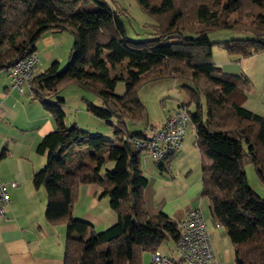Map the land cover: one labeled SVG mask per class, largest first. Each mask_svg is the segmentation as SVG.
I'll return each mask as SVG.
<instances>
[{"label":"trees","instance_id":"trees-1","mask_svg":"<svg viewBox=\"0 0 264 264\" xmlns=\"http://www.w3.org/2000/svg\"><path fill=\"white\" fill-rule=\"evenodd\" d=\"M137 1L156 18L152 37H128L120 11L107 0H0V71L35 52L47 31H66L74 38L67 66L62 69L54 61L35 76L31 88L58 123L37 147L46 163L35 172L33 183L46 189L48 222L67 225L65 264H144V252L160 249L167 240L177 241L180 221L163 212L152 215L146 208L148 178L141 156L145 151L136 144L147 138L146 128L127 127L128 120L139 123L147 117L137 92L140 83L165 77L183 79L189 96L183 106L188 111L191 102L197 106L189 113L197 129L202 196L210 217L226 228L235 264H264V198L250 186L244 169V163L251 162L264 183V116L243 107L247 77L224 72L212 57L215 44L240 58L264 51V0ZM231 11H237L236 24L227 19ZM254 15L263 20L247 25L245 19ZM223 28L253 37L209 40L210 32ZM107 50L117 52L120 61H135L137 68L109 67L103 57ZM119 80L127 87L122 95L115 92ZM72 83L101 98L100 105L87 102L95 115L117 118L114 140L76 123L67 126L64 99L51 98ZM89 148L109 151L114 168L103 172V167L89 163ZM174 154L158 165L162 173L169 171ZM88 183L101 187V196L109 197L117 214V221L101 232L92 231L90 221L73 216L80 186Z\"/></svg>","mask_w":264,"mask_h":264},{"label":"crops","instance_id":"crops-1","mask_svg":"<svg viewBox=\"0 0 264 264\" xmlns=\"http://www.w3.org/2000/svg\"><path fill=\"white\" fill-rule=\"evenodd\" d=\"M61 34L57 31H47L38 40L35 52L39 61L35 76L46 70L42 67L46 63L59 61L57 59L61 55V50L58 41L62 40L63 35ZM64 40L65 43L62 46L64 55H67L71 51L72 40L66 36ZM225 54L215 60L212 49L214 62L224 72L242 74L249 80L250 84L243 107L264 116V51L244 58ZM56 98H59V95L51 99ZM168 113L161 122L151 124L161 125ZM191 127L193 130L188 139H186L187 133L185 134L181 149L174 154L168 172H171V167L175 164L185 166L188 163L186 159L190 156L188 153L191 151L194 152V159H197L199 153L196 146L197 129L195 125ZM57 128V121L53 114L45 108L43 102L30 93L20 94L17 89L10 86L7 71H0V177L6 183H18L14 187H8L11 203L8 206L6 218L0 220V264H65L67 225L63 221L48 222L46 189L44 186L36 188L33 183L35 172L44 167V158L46 159L45 155L37 152V147L47 134L54 132ZM189 146L195 147L189 148ZM99 152L98 148H89L86 160L94 166L101 167L108 161L110 166L115 164L109 151L105 157H99ZM92 154H95L96 160L92 159ZM145 156V160L152 161L147 153ZM74 161L75 158L71 162ZM198 177L196 174L190 183L184 185L183 194L179 195L180 198L170 199L159 212L172 218L180 214L176 220L181 221L189 210L200 208L204 216L209 218L210 213L202 204L204 200L202 174L199 179ZM166 182L172 185L169 181ZM101 191V187L95 183L82 184L79 198L73 208V216L90 221L93 224L91 230L95 232L98 229L109 227L118 219L116 212L110 207L109 197L101 196ZM205 202L208 208L206 199ZM213 247L218 263L224 264L223 252L217 250V245L214 244ZM225 256L228 260L230 257L228 250Z\"/></svg>","mask_w":264,"mask_h":264},{"label":"rangeland","instance_id":"rangeland-1","mask_svg":"<svg viewBox=\"0 0 264 264\" xmlns=\"http://www.w3.org/2000/svg\"><path fill=\"white\" fill-rule=\"evenodd\" d=\"M110 2L117 10L125 24V30L128 37L133 39H144L154 36L156 25V18L149 14L145 9H143L137 0H107ZM227 19L232 23L236 24L238 22L237 11H231L227 15ZM263 20V16L254 15L245 19L247 25L255 26ZM63 35L62 40L58 41V46L61 50V55L57 59L60 61L61 68H65L69 61V47L67 48V55H64L62 44L65 43V36L69 37L72 41V46L74 44V38L69 32H59ZM209 40L214 43H219L223 41H228L232 39H242L253 37L249 32L233 29V28H223L217 29L209 34ZM66 49V47H65ZM215 60L220 59L219 56L228 53L223 46L215 44L213 47ZM103 57L108 59L109 67L116 68L118 70L123 69H136L135 61L131 59H125L120 61L118 58V53L113 50H107L104 52ZM214 61V58H213ZM54 61L48 62L43 65V68L51 67ZM45 70V69H44ZM185 81L181 78L165 77L156 81H146L141 82L137 88V92L147 110V117L139 122L134 123V121L128 120L127 127L130 131H141L144 128L157 127V124L165 117L167 112L178 104L189 103V96L186 88H184ZM126 83L123 80L117 81L115 92L122 95L126 91ZM59 98L64 99L63 108L66 113L65 122L67 126L72 124H77L79 128L83 130H88L91 133H99L104 135L105 138L114 140L115 139V129L118 125V120L116 117L104 120L99 118L94 114L93 110L89 107L88 101L92 102L94 105L101 104V98L96 94L87 91L77 84H69L64 87L59 93ZM189 111L195 113L197 111V106L195 103L191 102L188 106ZM206 117V106L203 109V118ZM150 125H147V124ZM152 123V124H151ZM146 126V127H145ZM193 128L189 126L187 129L186 139H188ZM188 146H186L187 148ZM195 146H189L192 148ZM106 151L99 152V157H105ZM188 154V159H186V165H173L171 167V172H161L158 166L152 164L151 160H145L146 152L142 153V164L144 174L148 178L149 184L145 190V201L146 208L151 214H156L161 210L163 205L170 199L180 198L179 195L183 194L184 185L190 183L197 174V177L201 175V156L198 153L197 159H194V152L191 151ZM92 159H95V154H92ZM98 157V156H97ZM96 157V158H97ZM149 159V158H148ZM46 163V159L44 158ZM109 161L103 166V172L106 168L112 170L115 165H109ZM244 169L249 181L250 186L264 198V183L260 180L255 170L254 165L251 162L244 163ZM147 171V172H146ZM165 177V178H163ZM198 177V179H199ZM166 181H169L172 185H168ZM168 182V183H169ZM201 196V193H200ZM205 199L202 201L205 210L206 207ZM209 212V209H208ZM180 214H177L178 218ZM207 219L208 227L210 233H212V241L217 245V250L223 252V262L224 264H235L234 261V246L227 230L223 226H218L216 222L210 217ZM105 229V228H104ZM98 229L97 232H101ZM225 235V236H224ZM213 244V246H214ZM161 249L170 256H177L178 250L176 242L165 241ZM229 251V259H226L225 253ZM152 257L151 251H146L143 253V263L147 264ZM217 258V257H216ZM216 260V259H215ZM220 264V263H219Z\"/></svg>","mask_w":264,"mask_h":264},{"label":"built area","instance_id":"built-area-1","mask_svg":"<svg viewBox=\"0 0 264 264\" xmlns=\"http://www.w3.org/2000/svg\"><path fill=\"white\" fill-rule=\"evenodd\" d=\"M38 61L37 53L31 52L6 69L10 86L17 89L20 94H32L31 88ZM192 125L193 120L188 109L181 104L169 111L161 125L146 128L147 138L137 141V147L143 149L153 164L158 166L170 153H176L181 149L187 129ZM17 184L6 183L0 177V220L6 218L11 203L8 187ZM179 230L180 235L176 241L178 255L170 256L160 248L152 252L148 264H219L207 219L200 208L188 211L179 223Z\"/></svg>","mask_w":264,"mask_h":264}]
</instances>
